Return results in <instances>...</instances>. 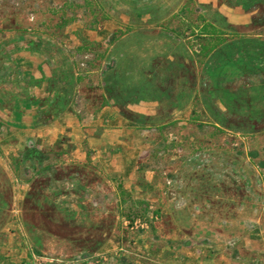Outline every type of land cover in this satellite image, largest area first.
I'll list each match as a JSON object with an SVG mask.
<instances>
[{"label":"rangeland","instance_id":"1","mask_svg":"<svg viewBox=\"0 0 264 264\" xmlns=\"http://www.w3.org/2000/svg\"><path fill=\"white\" fill-rule=\"evenodd\" d=\"M220 1L251 11V21L239 29L236 24L243 15L228 21L216 4L198 0H0V107L24 95L26 89L21 69L11 60L8 33H31L32 43L47 62L50 90L57 106L68 104L84 114L107 99L128 103L141 92L140 82L142 92L149 89L157 96L165 92L175 95L182 89L192 106L183 118L171 120L165 104L168 101L158 96L155 120L162 123L157 127L160 135L153 148L157 165H163V158L169 157L171 162L187 163L179 169L183 174H198L202 168L206 172L224 169V165L212 162L198 167L204 156L211 154L234 161L238 172L252 174L256 189L263 188L264 0ZM204 20L228 34L223 35L226 43L207 54L201 51V43L213 46L216 39L197 34ZM245 30H249L254 51H247V59L239 63ZM186 60L191 63L183 70L182 62ZM211 60L223 66L221 97L235 103V113L225 116V120L214 118L213 107L207 109L200 100L196 103V78L205 69V61ZM240 73L247 77L234 81ZM182 74L188 82H180ZM211 144L216 147L212 149ZM19 157L30 160L16 161L14 166L18 176L30 180L31 191L37 192L32 200L40 204L45 200L43 230L50 235L48 246L55 255L68 254L79 261L86 258L83 264H90V257L96 264H132L125 250H134V236L148 229L150 222L201 216L185 207L150 212L144 199H133L119 189L113 193L112 184L97 164L93 168L64 165L55 162L53 155L43 157L34 145ZM243 183L239 177L232 180L238 200L246 196ZM54 200L60 207L57 212ZM72 211L76 220L68 222ZM244 213L236 211L233 216L251 211ZM224 215L217 211L214 216ZM52 217L58 220L55 224L49 220Z\"/></svg>","mask_w":264,"mask_h":264},{"label":"crops","instance_id":"2","mask_svg":"<svg viewBox=\"0 0 264 264\" xmlns=\"http://www.w3.org/2000/svg\"><path fill=\"white\" fill-rule=\"evenodd\" d=\"M198 2L216 4L228 21L243 15V20L236 24L239 29L252 19L251 11L220 0ZM246 33L241 37L244 48L240 50L252 52L250 33ZM30 34L8 33L12 41L11 60L21 69L26 89L24 95L15 96L11 103L0 107V264H83L87 261L50 252V235L44 232L42 222L45 200L41 204L39 200H32L37 192L31 191L30 180L18 176L14 166L16 161L30 162L29 158L25 160L19 155L31 145L43 157L53 155L55 162L64 165L93 168L97 164L112 184L113 193L119 189L133 199H144L150 212L185 207L201 215L150 222L148 229L134 236L137 245L134 250H125L124 255L128 254L132 264H264V186L256 189V181L249 171L238 172L234 161L214 158L211 154L205 155L198 167L212 162L224 165V169L212 168L213 171L206 172L202 168L198 174H183L179 169L185 161L175 163L169 157L163 158V165H157L159 160H155L153 148L160 135L157 127L162 123L155 120L159 112L158 96L168 101L165 104L171 120L183 118L189 115L192 106L182 89L175 95L165 92L157 96L149 89L142 92L140 82L141 92L128 103L107 99L84 114L68 104L57 106L50 90L47 62L32 43L34 37H29ZM189 63V60L182 62L183 70L189 68ZM242 73L234 81L247 77ZM196 79L199 84L196 103L200 100L207 109L213 107V116L217 119L225 120V116L233 114L235 103L221 97V85H216L214 77L200 70ZM180 82H188L185 75L180 76ZM211 145L212 149L216 147ZM234 177L244 182L246 196L242 200L237 199L232 188ZM258 180L262 182V176ZM57 205H54L55 212L60 210ZM217 211L225 212L224 217L215 218ZM236 211L251 213L234 217ZM49 220L52 224L58 221L54 217ZM74 220L75 211H72L66 221ZM104 246L108 247V240ZM88 263L96 264L91 257Z\"/></svg>","mask_w":264,"mask_h":264},{"label":"trees","instance_id":"3","mask_svg":"<svg viewBox=\"0 0 264 264\" xmlns=\"http://www.w3.org/2000/svg\"><path fill=\"white\" fill-rule=\"evenodd\" d=\"M197 30H198L197 34L200 37H203L205 39H207V37H215V39H216V44H214L213 46H208L209 44H206L205 42L201 43V51H204V53H206V54L215 51L216 49L220 48L219 46L226 43L225 39L223 38L224 37L223 35H228V34H226V32H223L222 29H220L218 26H216V24H214L213 22H209V21L204 20V22L201 25H199V28ZM240 51H242V50H240ZM245 54H246V51L243 50L242 54L238 58L239 63L247 59ZM220 60H222V58H220ZM206 61H205V69H203V70L206 73H208L210 76L214 77L215 81H217L216 85L220 86L221 82H222L221 77L223 76V72H222L223 66L219 65V63L216 64L217 62L214 63L213 60H211L210 62H207V63H206ZM229 63L233 64L234 62L231 61ZM218 78H220V81H218Z\"/></svg>","mask_w":264,"mask_h":264},{"label":"built area","instance_id":"4","mask_svg":"<svg viewBox=\"0 0 264 264\" xmlns=\"http://www.w3.org/2000/svg\"><path fill=\"white\" fill-rule=\"evenodd\" d=\"M169 183H171V181H169ZM232 244H233V242H232ZM86 259V258H85ZM87 264V263H86Z\"/></svg>","mask_w":264,"mask_h":264}]
</instances>
